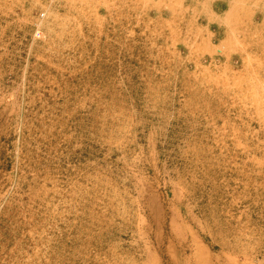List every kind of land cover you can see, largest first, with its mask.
Listing matches in <instances>:
<instances>
[{
    "label": "rangeland",
    "instance_id": "374dc122",
    "mask_svg": "<svg viewBox=\"0 0 264 264\" xmlns=\"http://www.w3.org/2000/svg\"><path fill=\"white\" fill-rule=\"evenodd\" d=\"M0 264H264V0H0Z\"/></svg>",
    "mask_w": 264,
    "mask_h": 264
}]
</instances>
